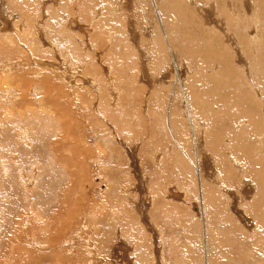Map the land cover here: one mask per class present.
<instances>
[{
	"label": "rangeland",
	"instance_id": "rangeland-1",
	"mask_svg": "<svg viewBox=\"0 0 264 264\" xmlns=\"http://www.w3.org/2000/svg\"><path fill=\"white\" fill-rule=\"evenodd\" d=\"M136 1L114 0L108 4L111 15L115 18L119 17L122 21L117 23L127 26L116 28L115 31L119 32L114 36L110 31L114 30V27L106 25L109 26L108 29L104 26L105 24H99L102 22L100 18L104 15L96 16L95 9L98 6L95 7L88 0H61L62 5L58 6L53 0H49L48 3L53 6L45 9V0H31L32 4L35 2L33 5L28 0H0V21L14 29L13 33L0 32L1 36L5 33L7 35L6 40H2L3 37L0 36V47L6 45V53L9 54L0 55V264H182V262H188L186 251L188 249L191 258V250H194V244H190L191 241L188 239L189 237L196 238L198 225L194 226L195 229H191L194 234L183 230V235H180L182 232L179 229H182L181 226L187 224L190 219L194 220L191 217V209L193 210V205L201 203L202 197L203 200L205 197V192L202 196L201 190L206 166L200 159H202L201 154L205 155L208 151L206 149L208 145L200 139V135H204L202 123L207 126V136L213 131L223 136L221 154H224V160L227 163L225 170H228L225 176L226 178L232 177V179L228 178L230 185H227V189L234 194L235 198L233 199L232 196L229 198L225 190L217 192L213 181H210L207 186L212 195L211 202L218 200L217 202L228 218H232L236 213L238 219L234 216L233 222L240 231L243 228L236 223L241 221L235 212L236 209L243 210L249 206L245 212H256L254 205L250 207L249 202H245L246 196L241 192V188L245 186L244 182L249 180V173L251 174L253 167V171L256 168L254 172L261 174L258 176H264V148L263 154L255 155L257 157L254 159L250 151L255 147L254 145L249 146L255 143L258 145L257 141H263L261 145H264L263 17L260 16L263 21L256 24L255 29V22L253 23L252 16L248 15V7L244 12L243 4L242 9L239 6L241 0H227V2L223 0L222 3L217 0V6L210 2L204 5L205 7L196 9L192 7L193 13L188 11V16H190L184 19L186 21L174 20L172 18L174 12L172 13L171 9L164 11L163 16L165 17L159 20L156 14L160 13V9L156 4H152L150 0H146L147 4L141 0H138V3ZM175 3L179 4L178 1ZM235 3L238 4L237 7ZM77 4L80 9H77ZM34 7L35 9L40 8L33 11ZM231 9L232 11H229ZM44 11L45 22L41 25L39 20L43 19ZM243 14L246 16L244 17ZM149 15L152 16L149 17ZM194 17L197 18L194 19ZM35 24L40 28L43 27L42 31L48 29L63 33L61 38L64 37L62 39L65 44L71 43L72 50L70 48L67 50H71L75 55L70 53L74 59L68 63L69 65L62 59L67 53L66 49L60 44L61 42L55 39L54 42L56 41L55 43L60 46L56 44V53H49L50 51L36 55L31 53L32 46L38 47L37 50L45 51L42 46L48 47L53 42L46 35L48 30L43 32V39H40L41 34L38 39L35 35ZM96 24H99V27ZM157 25L158 28H156ZM117 26L115 24V27ZM152 26L155 27L151 30ZM168 27L170 29L167 30ZM175 27L177 29L180 27V29L177 30ZM121 29L124 36L117 38L121 35ZM155 30L158 31L155 32ZM176 33L181 37L179 41L182 43H179L184 49L182 53L178 51L179 44L173 41ZM159 35H162L166 43H162V40L157 38ZM120 38L125 39L123 43ZM135 38L140 47H137L138 52L127 51V46L132 45ZM47 39L50 41L48 42ZM157 39L159 42L155 41ZM91 40H94L95 46L92 50L84 47L88 44L90 46ZM160 43L167 46L164 49L166 50L164 56L166 65L162 70L158 64L161 61ZM26 44L28 48L25 49L23 45ZM170 45L172 48L169 47ZM209 51L211 53H208ZM127 53L131 54L130 58L126 57ZM21 57L29 62L37 60V62L47 63L50 67L62 70L65 76L68 72V75L62 80L54 78V81L51 75L44 78V74L42 76L30 74L28 72L30 69L23 67L22 61L24 60ZM254 57L256 59H253ZM33 70L35 68L31 71ZM167 73L170 82L165 79L168 77ZM109 77L112 78L111 81ZM77 84H79L78 87ZM113 89L118 94V97L114 96L115 99ZM157 95L161 97L160 101H163H159L161 106L162 103H167V106L168 101L166 100L173 99L174 112L170 110V113H167L166 109L169 108L159 107L156 103ZM245 97L250 98V104L257 102L259 105V107L256 106L255 111L251 112L252 114L244 109V103L248 100ZM189 98L192 99L189 100ZM112 103L115 104L112 105ZM189 107L194 111H190ZM172 116L177 117L174 119L175 117ZM194 116L199 123H196L194 130H191L187 122H189L188 118L192 120ZM168 117L170 121L174 119V122H178L176 126L178 125L177 127L187 134L185 136L189 137L188 141L191 140L189 143H192L189 148L184 147V143L179 138L181 136H178L174 130L177 127L169 124ZM253 117L257 118L256 121ZM255 122H259L262 129L257 131L258 134L251 125ZM247 133L250 137L245 140L248 141L247 145L250 148L248 147V152H244L247 154L246 157H241L240 162L243 164L240 165L249 173L244 172L240 177L233 161L239 154V147H245L243 139ZM241 136V140L237 139ZM231 149L233 154L224 151ZM184 150L187 153L185 156L182 155ZM176 153V156L180 154L188 158V163H192L187 172V174L196 172L191 185L187 178L184 179L185 181L176 178L181 172L176 173L177 170L172 166L174 163L172 159L170 160V157L175 156ZM207 155L213 156L212 159L209 158L211 162L215 160L213 152ZM157 156H164L166 162L160 164ZM238 156L240 157V154ZM101 158L107 163L102 161L100 163ZM253 161H255V166L252 164ZM197 166L198 172L195 169ZM242 179L244 181H241ZM105 180L116 184L104 187ZM143 181H147L146 186L150 189L148 196L145 191H142ZM176 182L180 183L179 187H182V191L177 186L173 187ZM117 184L124 188L123 191L125 190V192H118L111 196L117 198V202L113 204L117 209L115 219L120 222L119 236L114 222H105L106 218L110 217V213H113L111 211L113 208L104 206L106 200L103 199L107 196L105 193L108 188L118 189ZM248 184H252L251 187L248 185L250 188L247 185L245 187V191L252 189V193L248 192L250 193L249 199L250 196L256 195L258 184L254 181L252 183L249 181ZM258 188L260 193L259 185ZM172 190L186 194V202L184 204L171 202L161 193L164 191L170 196ZM150 192H153V195ZM128 194L136 203H140L141 200L150 203L149 197L152 198L153 204L149 207L144 206V208L148 209L151 218L154 217L152 218L154 222L164 231L163 238L157 240L152 237L151 233H143L137 215L141 210L131 208L129 201L126 200ZM205 201V205L209 208L206 199ZM258 211L264 213V207ZM213 212L216 210H211L209 213ZM245 212L243 213L246 215ZM249 217L252 218L251 215ZM262 220L264 217L261 216ZM87 222L89 225L86 226ZM179 222L180 226H178ZM218 232L221 234L217 230L216 233ZM244 233L247 237L239 233L238 237H244V241L235 243L234 247L227 249L224 253L225 257L220 259L222 263H264V233L257 237L250 236L251 239H249L250 233ZM89 238L93 244H86ZM149 238L158 244L155 245L154 257L152 255L150 257L152 241ZM184 241L189 242L191 250ZM255 242H262L263 245H259L260 248H258L257 244L254 246ZM247 243H249L248 246L245 245ZM160 247L164 249L165 256L155 251ZM221 248L223 247L219 245L218 250L221 251ZM143 251L145 253H142ZM180 255L182 259L179 258ZM260 255L263 258L259 257ZM183 259L186 260L183 261Z\"/></svg>",
	"mask_w": 264,
	"mask_h": 264
},
{
	"label": "bare ground",
	"instance_id": "bare-ground-1",
	"mask_svg": "<svg viewBox=\"0 0 264 264\" xmlns=\"http://www.w3.org/2000/svg\"><path fill=\"white\" fill-rule=\"evenodd\" d=\"M23 1V0H22ZM28 1H30V3H31V0H28ZM48 1L49 0H45V7L44 6H42V7H44V9L45 8H49V7H52L53 5H51V4H49L48 3ZM60 1L61 0H58V1H54L53 0V2H55L56 4V6H58V5H62V3H60ZM89 1V3L90 4H92V5H94L95 7L96 6H98V8L97 9H95L96 11V16H103L102 18H100L101 20H102V22L101 23H99V24H105L104 26L107 28L108 27V29H109V26H106V25H110V26H113L114 27V30H110V31H112L113 32V35L115 36L116 35V33L117 32H119V31H115V29L116 28H121L120 26H122V28L124 27V28H126L127 26H123V24L121 23L122 21L120 20V18L118 17V18H115V17H113L112 15H111V9H109L108 8V4L110 3V2H113L114 0H107V1H101V0H88ZM116 1V0H115ZM138 1V0H137ZM136 1V2H137ZM141 1H144V3L146 2V0H141ZM151 2H152V4L154 3V4H156V6L158 7V9H160V13L159 12H157V14L156 15H158V17H159V20L160 19H163V17H165V16H163L164 14H163V12L165 11L166 12V10L167 9H171V11H172V13H173V17L172 18H174V20H184V19H186V17L188 16V11H189V13H191L192 12V7H195V9L197 8V7H202V6H204V5H207V4H210V2H213V5H215V6H217V3H218V1H220L221 3L223 2V0L221 1V0H150ZM176 1H178V3L179 4H176L175 2ZM225 1V0H224ZM235 1V0H234ZM16 2V1H15ZM27 2V1H26ZM75 2V1H74ZM185 2V3H184ZM226 2H227V0H226ZM225 2V3H226ZM36 3H38L37 1H36ZM138 3V2H137ZM33 4H35V2L33 3ZM32 3H31V5H33ZM145 4H147V2L145 3ZM230 4V3H229ZM228 4V5H229ZM242 4H243V7H242ZM80 6H81V3L79 4ZM104 5H105V8H103L104 7ZM112 5V4H111ZM114 5V4H113ZM112 5V6H113ZM118 5V4H117ZM136 5V4H135ZM139 6H140V4H138ZM194 5V6H193ZM197 5V6H196ZM219 5V4H218ZM235 5H236V3H235ZM238 5V4H237ZM237 5H236V7H237ZM22 6V5H21ZM75 6V5H74ZM77 6H78V4H77ZM239 6H240V8L242 7L243 8V11L245 12L246 11V9H247V7H248V9H249V11H248V15H251L252 17L251 18H253V23L255 22V29H256V24H258L260 21H263V19H264V0H241V2H239ZM59 7H61V6H59ZM91 7V6H90ZM205 7V6H204ZM210 7H211V5H210ZM213 7V6H212ZM31 8H33V7H31ZM31 8H29V9H31ZM36 7H34V10L33 11H35V10H39V8L37 7V9H35ZM62 8V7H61ZM79 8V6L77 7V9ZM83 8V7H82ZM217 8V7H216ZM223 8H225V7H223ZM241 8V9H242ZM80 9V8H79ZM138 9H139V11H140V8L138 7ZM233 9V8H232ZM232 9L231 10H229V11H232ZM235 9H237V8H235ZM57 10V9H56ZM63 10V9H62ZM141 10H143V9H141ZM183 10V11H182ZM204 10V9H203ZM202 10V11H203ZM238 10H239V8H238ZM238 10H237V12H238ZM55 11V10H54ZM68 11V10H67ZM76 11H78V10H76ZM115 11V10H114ZM119 11V10H118ZM144 11V10H143ZM148 11V10H147ZM150 11H152V10H150ZM212 11H213V9H212ZM243 11H241V12H243ZM85 12V11H84ZM128 12V11H127ZM198 12V11H197ZM205 12V11H204ZM209 12V11H208ZM207 12V13H208ZM216 12V11H215ZM236 12V13H237ZM243 12V13H244ZM26 13V12H25ZM32 13V12H31ZM44 13H45V11L42 13V17H43V19L40 21L39 20V22H41L40 24L42 25L44 22H45V15H44ZM51 13V12H50ZM53 13H55V12H53ZM57 13V12H56ZM59 13V12H58ZM64 13V12H63ZM153 13V12H152ZM193 13V12H192ZM195 13V12H194ZM212 13H214V12H212ZM217 13H218V11H217ZM23 14H24V12H23ZM144 13H142V15H143ZM231 14V13H230ZM125 15V14H124ZM166 15H168V14H166ZM179 15V16H178ZM206 15V14H205ZM204 15V16H205ZM208 15V14H207ZM234 15V14H233ZM244 15V17L246 16L245 14H243ZM10 16V15H9ZM23 16V15H22ZM49 16V15H48ZM138 16H140V15H138ZM147 16V15H146ZM145 16V17H146ZM150 16H152V15H149V17ZM171 16V15H170ZM190 16V15H189ZM188 16V17H189ZM239 16H240V14H239ZM260 16H262L263 17V19L260 17ZM142 17V16H141ZM187 17V18H188ZM201 17V16H200ZM208 17V16H207ZM228 17V16H227ZM237 17H238V15H237ZM243 17V16H242ZM250 17V16H249ZM123 18V17H122ZM152 18V17H151ZM150 18V19H151ZM154 18V17H153ZM195 18H197V17H194V19ZM229 18V17H228ZM231 18V17H230ZM2 19H4V18H2ZM40 19V18H39ZM84 19V18H83ZM99 19V18H98ZM193 19V18H192ZM235 19H238V18H235ZM5 20H7V19H5ZM53 20V19H52ZM123 20V19H122ZM153 20V19H152ZM167 20H168V17H167ZM252 20V19H251ZM23 21H24V19H23ZM79 21V20H78ZM119 21H121L120 23L121 24H119V23H117V22H119ZM132 21V20H131ZM156 21V20H155ZM184 21H186V20H184ZM183 21V22H184ZM207 21V20H206ZM230 21V20H229ZM237 21V20H236ZM43 22V23H42ZM51 23H52V21H50ZM54 22V21H53ZM86 22V21H85ZM91 22V21H90ZM95 22V21H94ZM146 22H148V21H146ZM166 22V21H165ZM164 22V24L166 25V23ZM180 23H181V21H179ZM195 22V21H194ZM221 22V21H220ZM233 22H235V20H233ZM77 23V22H76ZM168 23V22H167ZM171 23V22H170ZM187 23V22H186ZM190 23V22H189ZM192 23V22H191ZM245 23V22H244ZM252 23V22H251ZM252 23V24H253ZM68 24V23H67ZM81 24V23H80ZM79 24V25H80ZM99 24L97 25L98 27H99ZM115 24L116 25H118L117 27H115ZM147 24V23H146ZM152 25L154 24V23H151ZM151 24H149V25H151ZM240 24V23H239ZM9 25H10V23H9ZM45 25V24H44ZM54 25H56L55 23H54ZM53 25V26H54ZM73 24H71V26H72ZM82 25V24H81ZM197 25V24H196ZM215 25V24H214ZM46 26V25H45ZM48 26V25H47ZM52 26V27H53ZM170 26V25H169ZM173 26V25H172ZM183 26H184V24H183ZM234 26V25H233ZM238 26V25H237ZM261 26V25H260ZM51 27V26H50ZM49 27V28H50ZM91 27H93L94 28V26H91ZM153 27H155V26H152V28H150L151 30L152 29H154ZM180 27H181V25H180ZM180 27L178 28V29H180ZM185 27V26H184ZM192 27V26H191ZM263 27V26H262ZM10 28V29H9ZM35 28H36V32H35V35H37V38L39 39V34H41L40 35V39H43L42 37H43V32H45L46 30H48V29H46L45 31H42V28H40V26L39 25H37V24H35ZM86 28V27H85ZM105 28V29H106ZM156 28H158V25L156 26ZM160 28V27H159ZM162 28V27H161ZM195 28V27H194ZM259 28V27H258ZM58 29H60V28H58ZM64 29V28H63ZM80 29H82V28H80ZM103 29V28H102ZM131 29V28H130ZM165 29V28H164ZM168 29H170V27H168L167 28V30ZM173 29V28H172ZM171 29V30H172ZM175 29H177V27H175ZM177 29V30H178ZM189 29V28H188ZM199 29V28H198ZM236 29V28H235ZM12 30H14L13 28H12V26H10V27H7L6 26V24L5 23H2L1 21H0V32H6V31H9V33L11 32V33H13L12 32ZM22 31H24L23 29H21ZM35 30V29H34ZM141 30V29H140ZM159 30V29H158ZM158 30H155V32L156 31H158ZM176 30V31H177ZM183 30V29H182ZM191 31H192V29H190ZM254 30V29H253ZM54 31H55V29H54ZM62 31V30H61ZM75 31V30H74ZM94 31H97V29H94ZM109 31V32H110ZM143 31H145V30H143ZM255 31V30H254ZM154 32V31H153ZM168 32V31H167ZM179 32V31H178ZM193 32V31H192ZM220 32V31H219ZM7 33V32H6ZM5 33V34H6ZM24 33V32H23ZM48 33H50V34H48ZM54 35V36H52V34ZM60 32H53V31H47L46 32V35L49 37V38H51L52 39V41L53 42H51L50 44H49V46L48 47H46V45L45 46H42V47H44V49H45V51H42L41 49H39V50H37V48L38 47H34V46H30L31 47V53H34V55H36V54H39V53H42V52H49V53H56L57 52V47H56V44L57 43H55L54 42V39L55 40H57V42L59 41V42H61L60 44H62L63 46H64V48L66 49V51H67V53H65V56H63L62 57V59H64V62L66 63V64H68L71 60H73L74 58H73V56H72V54L74 55V53L73 52H71V43H69V45H66L65 44V42L63 41V39H64V37H62L61 38V35L63 34V33H60ZM91 33H92V31H91ZM96 33V32H95ZM102 34L104 33V32H101ZM120 33H121V35L120 36H117V38H119V37H121V36H124L123 35V30L121 29V31H120ZM129 33V32H128ZM152 33V32H151ZM158 33V32H157ZM232 33V32H231ZM254 32H252V34H253ZM4 34V36H1V38H2V40H6L7 39V35H5ZM45 34V33H44ZM77 34V33H76ZM138 34V33H137ZM154 34V33H153ZM156 34V33H155ZM78 35V34H77ZM145 35V34H144ZM179 35V34H178ZM85 36V35H84ZM140 36V35H139ZM152 36V35H151ZM162 35H159V37H157V38H160L161 40H162V43L164 42L163 41V39H162V37H161ZM167 36V35H166ZM165 36V37H166ZM174 36V35H173ZM173 36H171V37H173ZM249 36V35H248ZM68 37V36H67ZM70 37H71V35H70ZM78 37V36H77ZM91 37H92V35H91ZM142 37V36H141ZM154 37V36H153ZM251 37H253L254 38V36H251ZM45 38H47V37H45ZM44 38V39H45ZM88 38V37H87ZM113 38V37H112ZM122 38V37H121ZM120 38V40H121V42L123 43L124 42V38L123 39H121ZM127 38V37H126ZM130 38V37H129ZM186 38V37H185ZM256 38V37H255ZM67 39V38H66ZM70 39H72V37L70 38ZM76 39V38H75ZM82 39V38H81ZM81 39H79V40H81ZM96 39V38H95ZM110 39V38H109ZM138 39V38H137ZM170 38H168V40H169ZM179 39H181V37L180 36H177V33H176V36H175V38H173V41L175 42V43H178L179 44V48H178V51L179 52H184L183 50V48H182V46L180 45V43H182V42H180L179 41ZM240 39V38H239ZM83 40V39H82ZM165 40V39H164ZM252 40V39H251ZM254 40V39H253ZM45 41V40H44ZM47 41L49 42L50 40H48L47 39ZM71 41V40H70ZM69 41V42H70ZM115 41V40H114ZM113 41V42H114ZM116 41H118V40H116ZM141 41V40H140ZM155 41H158V39L157 40H155ZM185 41V40H184ZM203 40H201V42H202ZM46 42V41H45ZM84 42V41H83ZM110 42V41H109ZM119 42V41H118ZM137 42H138V40H136V38H135V40L134 41H132V45L130 44V45H128L127 46V51L128 50H130V52H133V50L134 51H137V47H139V45H137ZM144 42V41H143ZM159 42V41H158ZM157 42V43H158ZM180 42V43H179ZM205 42V41H204ZM67 43V42H66ZM74 43V42H73ZM81 43V42H80ZM131 43V42H130ZM149 43V42H148ZM164 43H166V42H164ZM172 43V42H171ZM12 44H13V40H12ZM20 44V43H19ZM47 44V43H46ZM150 44V43H149ZM161 44V43H160ZM170 44V43H169ZM206 44V43H205ZM204 44V45H205ZM44 45V44H43ZM58 45V44H57ZM84 45H85V43H84ZM121 45V44H120ZM127 45V44H126ZM186 45V44H185ZM185 45H183V46H185ZM193 45V44H192ZM203 45V46H204ZM208 45V44H207ZM3 47H0V55H3L4 56V54H7V55H9L8 53H6V49H7V47H6V45H2ZM17 46V45H16ZM20 46H22L21 44H20ZM93 46H94V40H91V45L89 46V44L88 45H86V46H84V47H87V49H93ZM115 46V45H114ZM119 46V45H118ZM146 46H148L147 45V43H146ZM161 46V49H160V52H159V54L161 55V61L158 63L159 65H160V69L162 70V69H164L163 67H165V65H166V63H164V62H166V59H164V56H165V51L166 50H164L165 49V47H167V46H165L164 44L162 45H160ZM191 45H189V47H190ZM194 46V45H193ZM236 46V45H235ZM58 47H60L59 45H58ZM121 47H123L122 45H121ZM159 47V46H158ZM169 47H171V45L169 46ZM186 47V46H185ZM201 47H202V45H201ZM205 47V46H204ZM211 47V46H210ZM23 48H28L27 47V44L26 45H23ZM68 48H70L71 50H67ZM94 48H95V46H94ZM116 48V47H115ZM118 48H120V47H118ZM125 48H126V46H125ZM124 48V49H125ZM140 48V47H139ZM154 48V47H153ZM172 48V47H171ZM81 50H82V48H80ZM96 49H97V47H96ZM195 49V48H194ZM198 49V48H197ZM209 49V48H208ZM207 49V50H208ZM126 50V49H125ZM171 50H173V49H171ZM190 50V49H189ZM205 51H206V49H204ZM256 50V49H255ZM85 51V50H84ZM90 51V50H89ZM95 51V50H94ZM175 51V50H174ZM198 51V50H197ZM262 51V50H261ZM58 52H60L61 53V51H58ZM62 52H63V50H62ZM78 52V51H77ZM138 52V51H137ZM189 52H192V51H189ZM256 52V51H255ZM70 53H72V54H70ZM75 53H76V51H75ZM84 53H86V52H84ZM89 53V52H88ZM135 53V52H134ZM186 53H188V52H186ZM185 53V54H186ZM208 53H211V51H209ZM253 53H254V51H253ZM122 54V53H121ZM192 54H195V53H192ZM79 55V54H78ZM78 55H76V57L78 56ZM127 55H128V53H127ZM126 55V57H129L130 58V56L129 55H131V54H129L128 56ZM209 55H211V54H209ZM75 56V55H74ZM87 56H89V55H87ZM120 56V55H119ZM125 56V55H124ZM204 56V55H203ZM212 56V55H211ZM253 56H255V54L253 55ZM61 57V56H60ZM78 57H80V56H78ZM83 57V56H82ZM20 58V57H19ZM22 59H23V57H21ZM128 58V59H129ZM146 58V57H145ZM166 58V57H165ZM175 58V57H174ZM61 59V58H60ZM253 59H256L255 57L253 58ZM24 60V59H23ZM31 60V59H30ZM160 60V59H159ZM206 60V59H205ZM168 61V60H167ZM182 61V60H181ZM256 61V60H255ZM23 62V67H26V68H28V69H30L28 72H30V74H34V75H38V76H42L43 74H44V78H46V77H48L49 75H51V76H53V80L55 81V79H57V80H62L63 78L65 79L66 78V76L68 75V72L66 73V76L64 75V72H62V70H60V69H57V68H54V67H50L47 63H43V62H37V60H36V62H34V61H28V60H24V61H22ZM47 62V61H46ZM73 63V62H72ZM253 63V62H252ZM142 64H144V63H142ZM157 64V65H158ZM176 64V63H175ZM255 64V63H254ZM54 65H56V64H54ZM69 65V64H68ZM75 65V64H74ZM103 66V65H102ZM178 66V65H177ZM72 67V66H71ZM33 68H35V70H33V71H31ZM103 68V67H102ZM247 68V67H246ZM166 69V68H165ZM72 70V69H71ZM76 70H77V68H76ZM78 71H79V69H78ZM77 71V72H78ZM133 71V70H132ZM160 70H158V72H159ZM166 71V70H165ZM47 72V73H46ZM73 72H74V70H73ZM164 72V71H163ZM231 72V71H230ZM49 73V74H48ZM110 73V72H109ZM141 73V72H140ZM164 74H166V72L164 73ZM163 74V75H164ZM167 75H168V73H167ZM149 76V75H148ZM160 77V76H159ZM162 77V76H161ZM52 78V77H51ZM55 78V79H54ZM68 78V77H67ZM110 78V77H109ZM111 79L112 78H110V81H111ZM140 79V78H139ZM162 79V78H161ZM165 79H166V81L167 82H170L171 80H170V78H169V75H168V77L166 78L165 77ZM51 80V79H50ZM52 80V81H53ZM57 80H56V82H57ZM110 81H108V82H110ZM141 81V80H140ZM145 81V80H144ZM165 81V80H164ZM177 81V80H176ZM6 82V81H5ZM63 82H65V81H63ZM105 82V81H104ZM113 82V81H112ZM112 82L110 83L111 85H112ZM142 82V81H141ZM156 82V81H155ZM162 82V81H161ZM179 82V81H178ZM59 83H60V81H59ZM58 83V84H59ZM78 83V82H77ZM98 83V82H97ZM175 83V82H174ZM234 83V82H233ZM101 84V83H100ZM106 84V83H105ZM108 84V83H107ZM49 85V84H48ZM73 85V84H72ZM75 85H76V83H75ZM75 85H74V87H75ZM78 85L79 84H77V87H78ZM89 85V84H88ZM169 85V84H168ZM180 85V84H179ZM58 87V86H57ZM73 87V86H72ZM82 87H83V84H82ZM86 87V86H85ZM89 87V86H88ZM171 87V86H170ZM177 87V86H176ZM87 88V87H86ZM92 88V87H91ZM112 88V87H111ZM146 88V87H145ZM178 88V87H177ZM180 88V87H179ZM85 89V88H84ZM89 89V88H88ZM147 89V88H146ZM181 89V88H180ZM244 90H246V89H244ZM86 91H88L87 89H86ZM94 91V90H93ZM184 91V90H183ZM186 91V90H185ZM114 95H113V94ZM112 95H113V98H114V96H115V98L116 97H118V94H117V92H115V90L113 89L112 90ZM181 93V92H180ZM186 93V92H185ZM98 94V93H97ZM189 94V93H188ZM198 94V93H197ZM249 94V93H248ZM252 95V94H251ZM158 96V95H157ZM190 96V95H189ZM247 96V95H246ZM259 96V95H258ZM188 97V96H187ZM191 97V96H190ZM261 97V96H260ZM114 98V99H115ZM153 98V97H152ZM175 98V97H174ZM245 98H247V97H245ZM190 99H192V98H189V100ZM248 100L244 103V109L248 112V113H251V112H253V111H255L256 110V106L257 107H259V105L257 104V102L256 103H249V99L250 98H247ZM252 99V98H251ZM117 100V99H116ZM153 100V99H152ZM158 100V101H157ZM157 105L160 107L161 106V104H160V102H163V101H160L161 100V97L160 96H158V98H157ZM173 100V99H172ZM172 100H166V101H168V105L166 106V104L167 103H162L163 105L162 106H165V107H167V108H169V109H166V112L167 113H170V110L171 111H173L174 110V106H172ZM195 100V99H194ZM193 100V101H194ZM154 101V100H153ZM160 101V102H159ZM192 102V101H191ZM155 103V104H156ZM189 103V102H188ZM193 103H195V102H193ZM192 103V104H193ZM197 103V102H196ZM199 103V102H198ZM197 103V104H198ZM115 103H112V105H114ZM165 104V105H164ZM116 106V105H115ZM161 106V107H162ZM196 106V105H195ZM198 106V105H197ZM189 108H191V107H189ZM261 108V107H260ZM95 109V108H94ZM188 109V108H187ZM195 109H196V107H195ZM202 110V109H201ZM100 111V110H99ZM98 111V112H99ZM145 111V110H144ZM190 111H194V109L192 110V108H191V110ZM243 111V110H242ZM174 112V111H173ZM259 112V111H258ZM145 113V112H144ZM237 113V112H236ZM252 114V113H251ZM259 114V113H258ZM145 115V114H144ZM171 115H169V117H170ZM192 116H193V114H192ZM198 116V115H197ZM168 117V118H169ZM172 117H175V116H172ZM177 117V116H176ZM176 117L174 118V119H176ZM183 117V116H182ZM188 117V116H187ZM217 117V116H216ZM248 117V116H247ZM256 117V116H255ZM255 117H253V119H255V121H256V119L257 118H255ZM171 118V117H170ZM170 118H169V121H170ZM228 118V117H227ZM174 119H172L171 121H170V125H173L174 127L176 126V124L178 123V122H174L173 120ZM201 119V118H200ZM182 120V119H181ZM193 120H194V122H193ZM222 120V119H221ZM175 121H177V120H175ZM178 121H180L179 119H178ZM184 121V120H183ZM186 121V120H185ZM184 121V122H185ZM188 121L189 122H187L189 125V127L191 128V130H194V125L196 124V123H199L198 122V120H195V116L193 117V119L192 120H190L189 118H188ZM258 121V120H257ZM172 123V124H171ZM245 123V122H244ZM259 123V122H258ZM258 123H256L255 122V124H251L252 125V127H253V130L256 132V134H258L257 133V131H261L262 129L260 128V125L258 124ZM169 125V126H170ZM223 125V124H222ZM178 126V125H177ZM176 126V127H177ZM183 126V125H182ZM187 126V125H186ZM173 127V128H174ZM188 127V128H189ZM171 130H172V128H170ZM186 129V128H185ZM202 129H204V135L203 134H201L200 136H201V138L200 139H203V142L206 144V142H207V147H206V149L212 154V152L214 153V156H215V160L213 161V162H211V160L209 159V158H213V156H209V155H207V153L209 154V152L207 151V152H205V155L204 154H201V158L202 159H200L201 160V162L202 163H204L205 164V166H206V172L204 173V178L202 179L203 180V188H202V196H203V192H205V197H204V200H203V197H202V202L201 203H195L194 205H193V210L191 209V211H192V214H191V217L194 219V220H192V219H190L189 220V222H187V224H185V225H182L181 227H183L182 229H179V231L180 232H182V233H180V235H183V230L184 231H188V233H192V231H191V229H195V227L194 226H196V225H198V228H197V233L195 234V237L196 238H190L189 236V241H191V243L190 244H194L193 246H194V250H191V245L189 244V242L187 243V241H184L185 243H187V245L190 247V250L192 251L191 252V258H190V254L188 253V249H187V251L186 250H184V251H186L187 253V256H188V258L189 259H183V261L184 260H186V261H188V262H186V263H184V262H182V261H180V259H182V258H180L182 255H184L185 254V252H182V253H184V254H182V255H180L179 256V261L180 262H182V264L184 263V264H225V263H222V261H220V259L221 258H223V257H225V255H224V253L225 252H227V249H231L230 247H234V245H235V243H240V242H242V241H244V237H238L239 236V233H242L244 236H246L247 237V235L244 233V232H247V233H250L251 235H249V239H251V237L250 236H255V237H257V236H259V235H261L262 233H264V220H262L261 221V216L262 217H264V213L262 212V213H260L259 211H258V209H261V207L263 208L264 207V176H258L259 174H258V172L256 173V172H254L255 170H256V168H255V170L253 171V169H254V167H253V169H252V172H251V174L246 170H244V168L242 167V165H240V164H243V163H241L240 161L242 160L241 159V157H246V155L247 154H245L244 152H248V147L250 146V147H252V145H254L253 147H255L253 150H249L253 155L251 156L252 158L253 157H255V155H257V154H263V148H264V145H261L262 143H263V141H257V143H258V145L255 143V144H251V145H247V143H248V141L247 140H245V139H249L248 137H250V135H248V133L247 134H245V138L243 139V140H245L243 143H244V145H245V147L243 146H240L239 147V151H238V153L240 154V157L238 156L239 154H237V156H236V154H235V156H236V160L235 161H233V164H234V166L235 167H237V170H238V172H239V174H240V177L242 176V174L244 173V172H248L249 173V180L248 181H246V182H244L245 183V186L244 187H240L241 188V192L243 193V194H245V196H246V201L245 202H249V204H250V207L252 206V205H254V208H255V213L254 212H252V213H250V212H245V211H247L248 210V207L249 206H247L245 209L243 208V210L242 209H236V211L235 212H237V214H238V216L240 217V219H241V221L240 222H236V223H239L240 224V226H241V228H243L241 231L237 228V227H235L234 226V222H233V220H235V218H234V216L237 218V216H236V213H234L233 215L234 216H232V218H228L226 215H225V211L224 210H222V208H221V206H220V204L217 202L218 200H214V202L212 203L211 201H212V195H211V192H209L208 191V186H207V184H209V182L211 181H213L212 183H214L213 184V186H214V188H216L217 189V192H219V191H223V190H225L226 191V193H228V197L230 198V196H232L233 197V199H235L234 198V194H232L231 193V191H229L228 189H227V185L229 184L230 185V183L228 182V178L229 179H232V177H228V178H226V176H225V172H227L226 170H225V168L227 167V163H225V160H224V154H221L222 153V151H223V143H222V140H224V139H222V134H217V132L215 133L214 131L213 132H209L208 133V136H207V126H206V124H204V123H202ZM227 129V128H226ZM231 129V128H230ZM174 130H176V132H177V135L178 136H181V137H179L180 138V140H181V142L182 143H184V147H190L191 146V144L192 143H189V141H191V140H189L188 141V138L185 136V132H183L182 130H181V128L179 129L178 127L177 128H174ZM220 131V130H219ZM21 133L23 132V131H20ZM176 132H175V134H176ZM200 133V132H199ZM221 133V132H220ZM23 135V134H22ZM21 135V138H23V136ZM172 135H173V133H172ZM187 135V134H186ZM193 135V137H194V134H192ZM259 135H261V134H259ZM27 136V135H26ZM177 136V137H178ZM206 139H205V138ZM26 138H28V136L26 137ZM25 138V139H26ZM178 138V139H179ZM241 138H242V136L239 138V137H237V139H239V140H241ZM197 140H198V138L196 139V141L195 142H197ZM207 140V141H206ZM29 141V140H28ZM251 141V140H250ZM249 141V142H250ZM226 142V141H225ZM103 143V142H102ZM173 143H175V142H173ZM204 144V145H205ZM227 144V143H226ZM105 145V144H104ZM180 145V144H179ZM231 145V144H230ZM261 145V146H260ZM121 146V145H120ZM119 146V147H120ZM183 146V145H182ZM122 147V146H121ZM124 147V146H123ZM235 147V146H234ZM233 147V148H234ZM249 147V148H250ZM105 148H107V146L105 145ZM125 148H127V147H125ZM123 149V148H122ZM169 149V148H168ZM212 151H211V150ZM103 150V149H102ZM163 150V149H162ZM170 150V149H169ZM179 150V149H178ZM186 150H188V149H186ZM243 150V151H242ZM189 151V150H188ZM190 151H191V148H190ZM225 152H230L231 154H233V152H232V149L231 150H224ZM98 152V151H97ZM179 152H180V150H179ZM178 152V153H179ZM162 153H163V151H162ZM174 153H175V151H174ZM183 154L182 155H187V153H186V151L184 150L183 152H182ZM250 153V154H251ZM180 154H181V152H180ZM179 154V156H176L177 155V153L175 154V156H173V157H170V160L172 159V161H173V163H174V165H172V166H174L175 167V170H177L176 171V173L178 172V173H180L181 172V174H178L177 176H176V178L178 179V180H181V179H183L184 180V178H187L188 180L187 181H189V179L193 182V180H194V178H195V176H194V173L196 174V172H190V174H187V172L190 170V168H191V165H192V163H188L189 162V160L187 161V159L186 158H184V157H182L181 155ZM192 154V153H191ZM227 154V153H226ZM229 154V153H228ZM244 154V155H243ZM159 156H157L156 158H158ZM231 157V156H230ZM257 157V156H256ZM256 157L254 158V159H256ZM264 157V156H263ZM250 158V157H249ZM189 159H191V157L189 158ZM158 160H159V162H160V164L161 163H163L164 161L166 162V160H165V158H164V156H161V157H159L158 158ZM169 160V161H170ZM232 160V159H231ZM245 160H246V158H245ZM249 160H252V159H249ZM260 160V159H259ZM98 161V160H97ZM96 161V162H97ZM101 161L104 163L106 160H104V159H99V162L101 163ZM191 162H192V160H190ZM262 161V160H261ZM264 161V160H263ZM156 162H157V159H156ZM249 162V161H248ZM103 163L101 164L102 165V167L104 166L103 165ZM105 163H107V162H105ZM170 163H171V161H170ZM172 163V164H173ZM258 165H259V162L257 161L256 162ZM252 164L254 165L255 164V161H253L252 162ZM260 164H262L263 165V163H260ZM100 165V164H99ZM250 166H251V164H250ZM255 166V165H254ZM264 167V166H263ZM259 168H261V167H259ZM196 169V171L198 172V166L195 168ZM236 169V168H235ZM249 169H250V167H249ZM263 169V168H262ZM231 171V170H230ZM262 171V170H261ZM237 172V173H238ZM163 173V172H162ZM228 174V173H227ZM231 174V173H230ZM139 175H141L140 173H139ZM261 175V174H260ZM247 178V179H248ZM245 179V178H244ZM244 179H242L241 181H244ZM256 182V184H258L260 187H261V189H260V193H259V188H258V185H256L257 186V193H256V195L254 196V197H249V199H248V195L250 194V193H252V189H248V187L250 186H252V184H248L249 183V181H251V183L253 182ZM106 184H105V186L104 187H106V186H108V185H112V184H116V183H111L109 180H105L104 181ZM146 182L147 181H143V184H144V186H145V189H144V186L142 187V191L144 192L145 191V193H146V195H147V193H149V188H147V184H146ZM191 183V182H190ZM179 185H180V183L179 182H176L174 185H173V187L174 186H177L178 188H180L181 189V191H182V187L180 186L179 187ZM246 185L248 186L247 187V189H248V191H245V187H246ZM255 186V185H254ZM117 187H118V189L117 190H111V189H109L108 188V190L106 191V195L108 196H104L103 197V199H104V201H105V203H104V206H108V208H113L111 211L113 212V213H110V217L108 216V218H106V221L105 222H114V224H115V226L117 227V229L118 230H116L117 231V234H118V236H119V234H120V226H119V224H120V222L119 221H117V219H115V217L117 216V209L115 208V205L113 204V202H117V198H113V197H111L113 194H116V193H121V192H125V190L123 191V187L121 186V185H119V184H117ZM205 187V188H204ZM230 187V186H229ZM228 187V188H229ZM249 187V188H250ZM174 189V188H173ZM255 189V188H254ZM181 191L179 192L178 191V193H173V197L175 198V199H178L177 201H174L173 199H171L170 198V196H166V193L164 192V191H162L161 193L163 194V196H166L165 198H167L168 200H170L171 202H174V203H179V204H184L186 201H185V199H186V197H185V195L186 194H181ZM249 191H251L249 194H248V192ZM152 195H153V192H150ZM200 193V192H199ZM215 193V192H214ZM109 195H110V197H109ZM150 195V194H149ZM199 195V194H198ZM148 196V195H147ZM183 196H184V199H183ZM200 196V195H199ZM156 197H157V195H156ZM242 197H243V195H242ZM201 198V197H200ZM214 198V197H213ZM205 199L207 200V204L209 205V208L207 207V205H205L206 204V201H205ZM126 200H128L129 201V205L131 206V208L133 209V210H141V212L140 213H137V215L139 216V218H138V223L141 225V229H142V231H143V233H151L152 234V237L153 238H156L157 240L159 239H161V238H163V233H164V231L162 230V228L158 225V224H156L155 222H154V220L152 219V218H154V217H152L151 218V216L149 215V213H148V209H146V208H144V206L145 207H149V206H151L152 204H153V202H151V200H152V198H150L149 197V201H150V203L149 202H147L146 200H141L140 201V203L138 202V203H136V202H134L133 201V199H132V196L131 195H129L128 194V196H127V198H126ZM212 203V204H211ZM235 205V204H234ZM231 206V205H230ZM204 208V210H203V208ZM237 207V206H236ZM231 208V207H230ZM209 212H211V210H213V211H215L216 210V212L218 211L219 213H216V212H213V213H209ZM243 212H245V213H247V214H249V215H251V217L252 218H250L249 217V215H245ZM163 213H164V211H163ZM178 213V212H177ZM177 213L175 214V215H177ZM256 213H257V215H256ZM107 215V214H106ZM105 215V216H106ZM165 215V214H164ZM214 215H215V217H214ZM178 217V216H177ZM177 217H176V219H177ZM181 217V216H180ZM184 218V217H183ZM187 217H185V219H186ZM234 218V219H233ZM175 219V220H176ZM180 219V218H179ZM185 219H183V220H185ZM238 219V218H237ZM182 220V221H183ZM187 220V219H186ZM177 221V220H176ZM238 221V220H237ZM180 222H181V220H180ZM179 222V225L178 226H180L181 225V223ZM193 222V223H192ZM174 223H176L175 221H174ZM191 223L193 224L192 225V227H191ZM112 224V223H111ZM87 225H89V223L87 222L86 223V226ZM108 225V224H107ZM177 225V224H176ZM175 225V226H176ZM180 227V228H181ZM197 227V226H196ZM87 228V227H86ZM96 228V227H95ZM134 228V227H133ZM251 228V229H250ZM262 229L261 231L259 230V229ZM202 229V232H200L199 233V231ZM220 231L221 232V234L218 232V233H216V231ZM134 231V230H133ZM122 233V232H121ZM187 233V234H188ZM202 233V234H201ZM186 234V235H187ZM192 234H194V233H192ZM191 234V235H192ZM146 237V236H145ZM147 237H150V235H147ZM177 237V236H176ZM182 237H184V236H182ZM241 238L243 239V240H241ZM150 239V238H149ZM185 239V238H184ZM88 241L86 242V244H91L92 243V241H91V239L89 238V239H87ZM151 240V239H150ZM171 240V239H170ZM175 240V239H174ZM178 240V239H177ZM186 240H187V237H186ZM246 240V239H245ZM152 242H151V244H150V251L152 252L151 254H150V257H151V255H152V257H154V255L155 254H153V252H154V249H155V247L158 245L155 241H153V240H151ZM248 242V241H247ZM173 243V242H172ZM178 243V242H177ZM93 244V243H92ZM184 244V243H183ZM255 244H257V247L258 248H260V246L259 245H263V243L262 242H255L254 243V246H255ZM156 245V246H155ZM176 245V244H175ZM185 245V244H184ZM220 245V247H223V248H221V251H219L218 250V246ZM240 245V244H239ZM246 246H248L249 245V243H247V244H245ZM176 246H178V245H176ZM175 246V247H176ZM173 247V246H172ZM174 247V248H175ZM180 247H182V246H180ZM184 247V246H183ZM186 247V246H185ZM153 248V249H152ZM162 248H163V246H162ZM161 247L160 248H157L155 251L156 252H158V253H161V255H163V256H165L164 255V249H162ZM177 248V247H176ZM91 249H93V247H91ZM142 249V248H141ZM181 249H183V248H181ZM180 249V250H181ZM89 250H90V248H89ZM130 250H131V248H130ZM171 250H173V248L171 249ZM176 250V249H175ZM222 250H223V252H222ZM259 250V249H258ZM155 252V253H156ZM173 252V251H172ZM179 252V251H178ZM139 253V252H138ZM142 253H145V251H143ZM180 254H181V252H179ZM260 253V252H259ZM137 254V253H136ZM171 254V253H170ZM173 254V253H172ZM256 254H257V252H256ZM175 255V254H174ZM179 255V254H178ZM177 255V256H178ZM171 256H173V255H171ZM259 257H261V258H263L262 257V255H260ZM184 258V257H183ZM257 258V257H256ZM138 259V258H137ZM161 259L159 258V261H160ZM260 260V259H259ZM263 260H264V258H263ZM143 261V260H142ZM244 261H246V260H244ZM262 261V260H261ZM234 263V262H233ZM260 263V262H259ZM259 263H257L256 262V264H259ZM95 264V263H94ZM143 264V263H142ZM179 264H181V263H179ZM244 264H247V263H245L244 262ZM262 264H264V263H262Z\"/></svg>",
	"mask_w": 264,
	"mask_h": 264
},
{
	"label": "crops",
	"instance_id": "crops-1",
	"mask_svg": "<svg viewBox=\"0 0 264 264\" xmlns=\"http://www.w3.org/2000/svg\"><path fill=\"white\" fill-rule=\"evenodd\" d=\"M184 179H185V178H184ZM184 181H185V180H184ZM190 182H191V183H190ZM188 183L191 185V184H192V181L189 179V182H188ZM147 188H148V187H147ZM192 188H193V187H192ZM173 193L176 194V193H178V192H174V191L172 190V191L170 192V194H169L171 199H173L174 201H177L178 199H175V198L173 197ZM167 195H168V194L166 193V196H167ZM166 196H165V197H166Z\"/></svg>",
	"mask_w": 264,
	"mask_h": 264
}]
</instances>
